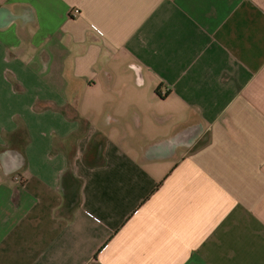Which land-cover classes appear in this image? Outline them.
Masks as SVG:
<instances>
[{
	"label": "crops",
	"instance_id": "0c3cea01",
	"mask_svg": "<svg viewBox=\"0 0 264 264\" xmlns=\"http://www.w3.org/2000/svg\"><path fill=\"white\" fill-rule=\"evenodd\" d=\"M0 264H264V0H0Z\"/></svg>",
	"mask_w": 264,
	"mask_h": 264
},
{
	"label": "built area",
	"instance_id": "2783aa9c",
	"mask_svg": "<svg viewBox=\"0 0 264 264\" xmlns=\"http://www.w3.org/2000/svg\"><path fill=\"white\" fill-rule=\"evenodd\" d=\"M79 13H80V12H79V10H76V11H75V14H77V15H78ZM97 33H98L99 35H101V34H102L100 31H97Z\"/></svg>",
	"mask_w": 264,
	"mask_h": 264
}]
</instances>
